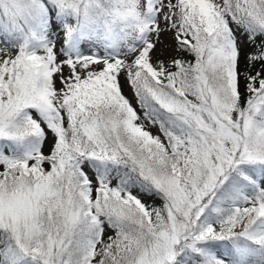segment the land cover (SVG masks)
I'll return each mask as SVG.
<instances>
[{
    "label": "snow or ice",
    "instance_id": "6c2138e0",
    "mask_svg": "<svg viewBox=\"0 0 264 264\" xmlns=\"http://www.w3.org/2000/svg\"><path fill=\"white\" fill-rule=\"evenodd\" d=\"M0 264H264V0H0Z\"/></svg>",
    "mask_w": 264,
    "mask_h": 264
}]
</instances>
